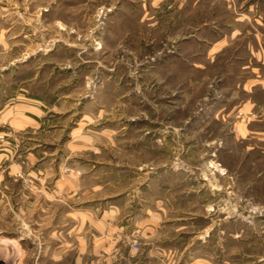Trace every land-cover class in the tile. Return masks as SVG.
Returning a JSON list of instances; mask_svg holds the SVG:
<instances>
[{
    "label": "rangeland",
    "instance_id": "374dc122",
    "mask_svg": "<svg viewBox=\"0 0 264 264\" xmlns=\"http://www.w3.org/2000/svg\"><path fill=\"white\" fill-rule=\"evenodd\" d=\"M0 30L33 118L0 129V264H264V0H5Z\"/></svg>",
    "mask_w": 264,
    "mask_h": 264
},
{
    "label": "crops",
    "instance_id": "0c3cea01",
    "mask_svg": "<svg viewBox=\"0 0 264 264\" xmlns=\"http://www.w3.org/2000/svg\"><path fill=\"white\" fill-rule=\"evenodd\" d=\"M0 1H3V2H5V0H0ZM6 29L7 28H5L3 31L4 32H6ZM0 31H2V30H0ZM3 43V45H4V47H6V43H7V41L5 40L4 42H2ZM7 97V96H6ZM6 97H5V99H6ZM6 101V100H5ZM0 112H2V111H0ZM1 115V114H0ZM2 115H3V124H0V129H6V127H7V123L8 124H10V125H12L11 123H15L17 126H21V123H22V125H29L30 124V122H32L31 120H33V118L31 117V116H29V115H21L20 116V114L18 115V116H16V117H14L13 116V118H11L10 116H11V114H8V112H7V110H4L3 109V112H2ZM8 119V120H7ZM16 119V120H15ZM10 122V123H9ZM1 123V122H0ZM14 124V125H15ZM30 125H32V123L30 124ZM23 128H25V127H23ZM2 130V131H3ZM2 131H0V132H2ZM4 135H7V133L6 132H4ZM4 140H7V138H5L4 137ZM3 145H6V143L4 142L3 143ZM0 150L1 151H4V152H2L1 153V151H0V156H1V154H2V156L3 157H5L4 155H5V153H6V148H0ZM2 156L0 157V159L2 158ZM16 171L18 172V171H21V165H19V167H16ZM13 172L12 173H15L14 171L15 170H12ZM16 172V173H17ZM39 172H43V171H39ZM15 173V174H16ZM73 182L75 183V185H78L79 186V184L78 183H76L74 180H73ZM69 183H72V182H68L67 181V184H69ZM105 201H108V200H105ZM88 220H84V222L83 223H86ZM91 221V220H90ZM89 221V222H90ZM93 222H94V224L96 225L95 226V229L98 231V232H100V234H102V237H101V239L99 240V242H101V247H100V250H99V254H100V256H112V253H113V250H112V244L108 241V238L106 237V236H104L106 233H108V231H111L110 229H109V225H111L113 222H114V219L113 218H108V216L106 217V216H101V217H99V218H97V219H95V220H92ZM113 221V222H112ZM91 223V222H90ZM152 223L150 222V223H145L144 225H142V227H152V225H151ZM142 227H140V231L142 230V229H145V228H142ZM151 229V228H150ZM139 231V229L137 230V232ZM135 234V235H134ZM133 235H134V237L136 236V233H133ZM137 238H139V237H137ZM85 251H83L82 253H84Z\"/></svg>",
    "mask_w": 264,
    "mask_h": 264
}]
</instances>
